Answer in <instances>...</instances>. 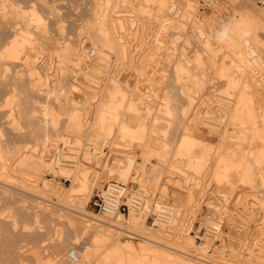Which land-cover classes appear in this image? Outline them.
Masks as SVG:
<instances>
[{"label": "rangeland", "instance_id": "rangeland-1", "mask_svg": "<svg viewBox=\"0 0 264 264\" xmlns=\"http://www.w3.org/2000/svg\"><path fill=\"white\" fill-rule=\"evenodd\" d=\"M17 1H18L17 3L19 4V7L21 4L22 8H24L23 12L25 11V8L29 9L30 7H31L30 11L28 10V12H31L33 10L34 6H36L35 8L39 11V13L37 10H35V9L34 10H35V12L38 13V15L43 14V15H41L42 17L40 16L43 19V22L41 21L42 23H35V22H40V21H35L33 19L31 21L32 17L30 15V13H28V12H27V14H26V12L24 14L30 15V16L23 15L25 17H23V16L21 17L22 14L18 15L17 8H19V7L17 4H16L17 6L16 5L13 6V9H16L15 11L13 9H11L12 7H10V8L6 7V9H4V10H3V8H0V12H3V13H0V26L3 29L2 30L0 27V30H2V32L0 31V33H1L0 34V40H2V41H0V47L4 48V46L6 44L5 41L7 40V37L10 36L9 39L11 40V38H13V36L17 33V31H19V33H20V31L25 32V30H26L28 32H25V33H28V35L31 33L30 38H33V43H29L31 46H29V44L27 43L29 46V48H28L27 44L25 43L26 48L24 46L23 47L24 49L22 48L23 50L20 51V55L18 54L19 58H17V59L18 60L20 59L22 62L21 61L19 62L17 59L14 60V58L12 59L9 57L0 58V61L2 62V63L0 62V65H1L0 66V73L3 76V77L0 76V81L3 78V80L0 82V86H2V87H0L1 88L0 89V105L2 104L1 105L2 107L0 108V113H3L0 115V146H2V147L8 146V148L11 149V151H10V149L7 148L10 151V153L14 149L13 150L14 152H12L10 154V155H12V160L7 162L8 164L11 165V166H7V168L10 170H0V175H1V171L4 173L3 176H0V182L10 183L15 188V189L12 188L11 191L9 190L10 192H6V188H7L6 185H4L3 183H0V264H36V259H41V262L43 261L42 263L46 262L44 264H72L71 260L68 258V256L73 250H75L77 252V254L80 253L82 256V253L84 254V251L87 249L88 245H91V243L95 244L92 240V236L90 235V233L89 232L87 233L85 231L86 229L81 230L83 228H81L80 225L84 224L83 222H82L83 224L81 223V220L86 219V217L83 218L82 216H85V215H82L79 213L80 212H83L84 214L86 213V215H88L87 218L89 217V215L91 217L94 216L97 219L99 218L96 215V208L93 205L92 201H94V196L96 194V190L98 188H103L106 185V182H104L105 184L103 183L102 185H98V184L94 185L91 192L88 190L86 193L89 192V199L86 201V203L84 205L82 204L83 205V209H82V207H81L82 205H79L77 202L80 199L81 194L83 193V192H80V190H79V187L81 186V180L86 177L87 173H89L92 177V175L96 174V172H99L101 174V176L103 177V179L104 178L108 179L109 175L107 173L108 171L106 170V169H108V167L106 166V169L104 171V170H102L105 167L104 165L109 164L110 166H115L117 164V163H115V160H125L124 157H121V156L116 154V152H118V150L134 152L137 150L136 148L138 147V149L141 150L140 151L141 153L143 151V149L141 147L142 145L138 146L139 144H141V143H139L141 140L139 141L140 138H138V137H137L138 138L137 140L136 139L133 140V143L131 145L129 144L131 142L127 141V145H122L121 147H117L116 144H117V142H119V138H120V135L118 132V130H119L118 124H120L119 122H117V124L115 122V124L112 126V132H111L112 134L111 133H109V134H103L102 133L103 135L99 136L100 132L93 128L94 124L92 122V118L94 117V115H96L94 113H95V111H97L96 110L98 107L97 104H100L98 102L99 101L101 102V100L103 98L104 99L106 98V96H105L106 92H107L106 90L108 89V86L111 83L110 79H112V77H115V75L117 73V75H116L117 79H119V82L121 81L123 83V88H125V89H123V90H125L124 93L125 94L128 93L127 95H129V96H126V98L128 97L130 99L131 96H133L132 99L134 100V103L137 100L139 101L137 104H134V107L137 108L136 109L137 112L134 108H133L134 110L130 111L128 106L124 105L120 109V112L122 114L121 119L126 120L128 123V126L131 127L132 129H137L139 126H140L139 128H141L142 123H144L147 125L148 131H150V128H151V130H153L154 124H155L154 121L156 120L155 117H153V116H155L157 114V110H159L157 108H158V106H160L161 102L163 101L162 98L165 95V91L170 90L169 91L170 94L173 91L171 88H172V79H173V75H174V70H173L174 69L173 68L174 67V58L182 57V58L186 59L188 56L189 57L193 56L192 58H195L196 56H200V58L202 57L201 59H203L205 57L204 60H202V62L203 61L205 62V66L207 69H204V70L207 71V74H210V73L215 74L214 72L216 70H213L215 67H213V65H211V67H209L210 64H214V62L212 61V58H214L215 56L214 57L211 56V60H210V55H212V54H210V55L208 54L209 57H207L208 55L205 53L207 51L206 48H204L201 45L204 48L202 50L201 49L202 47H200L197 43V42H199V38H198L199 32H195V31H199V29H200V28L198 29V27H200V26H198L197 24L200 25L201 23H203L201 25V28L204 26L203 27L204 30H205V28H207L206 29L207 32L209 30L208 33L206 32V30H205V32L210 35L211 40L216 41V39H218V42H217L218 44L217 43L214 44V42L211 41V43L213 42L212 45L214 44V46H213L214 50L217 48L216 53H215V51H214V53L217 54L219 51L221 52L222 49L225 52L226 47H224V48H221L222 46L219 47L222 43V40L219 39L220 38L219 36L222 33L221 27H223V25L220 21L224 22L223 19H221V18H224L223 17L224 15L228 14L227 16H229V14H232L234 8H236L238 10H239V8H242L241 5L242 4L246 5V4H244V3H246V0H237L238 3L241 2L242 4L241 3L238 4L236 1H233V0H230V1L229 0H227V1L226 0H219L220 1V3H219L220 12L223 13V16L221 13H219L221 15V17H219L218 14H213L214 16L212 15V17H210V18L207 16L203 17V15H201L202 11L205 10L206 7H210L209 6L210 4H206V3H208L209 0H188V1L182 0L183 1L182 5H180L181 4L180 0H171V2H169L170 4L167 2L169 5V6H167L168 9L165 8L168 11L165 10L163 7H161V5H160L161 2L159 0H156V1L149 0L150 2L148 0H147L148 2H146V0H136V1L135 0H131V1L126 0L125 2H128L129 4H127L125 2L123 3V0L122 1L121 0H112V2L108 0L111 3L107 2V0H36V3H35V0H31V1L25 0L26 2L24 0H20V1L17 0ZM104 1H106V2H104ZM143 1H145V2H143ZM158 1L160 2V4ZM166 1H170V0H166ZM221 1L222 2L226 1V2L222 3ZM9 2H10V0H9ZM11 2H12V0H11ZM13 2H15V0H13ZM27 2H29V4L26 6ZM136 2H137V4H136ZM174 2H175V4H174ZM24 3H25V5H24ZM33 3H34V6H32ZM43 3H45V4H43ZM157 3H158V5H157ZM178 3H180V4H178ZM49 4H50V6H49ZM145 4H146V6H145ZM231 4H233V6ZM108 5H110V7ZM120 5H122V6H120ZM130 5H131V7H130ZM174 5H175V7L173 8ZM247 5H249V4L247 3ZM258 5H259V3H258ZM15 6H16V8H15ZM114 6H116L118 9L116 7L114 8ZM125 6H128V7H125ZM230 6H232V8ZM123 7L125 9H123ZM135 7H139V8H135ZM146 7H149V9L147 8L146 10H144V8H146ZM20 8H19V10H20ZM22 8H21V10H22ZM38 8L42 9V10H39ZM112 8H113V10L116 9V10H114L115 12L112 11ZM185 9H187V10H185ZM223 9H224V12H222ZM110 10H111V12H110ZM159 10L162 12H160ZM9 11H11V13ZM42 11H43V13H40ZM107 11H108V14H107ZM120 11L122 13L124 12L125 15L120 13ZM146 11L149 14H150V12H152L153 15L152 14H150V16L147 15ZM237 11H234V12H237ZM14 12H17V14H15ZM100 12H101V14H100ZM112 12H114V13H112ZM130 12H134V14L131 13V14H133V15H131V14H129ZM163 12H166V14L164 15ZM8 13H10V14H8ZM19 13H20V11H19ZM111 13L113 15H111ZM116 13L122 14L124 16L123 17L124 19H126V15L128 16L127 19L124 20L125 25L127 24L128 26L126 25L127 27L125 26L124 29L122 28L123 30L119 29V28L118 29L120 31L118 29L117 30L120 32V34L123 35V38H121L120 40L123 39L122 40L123 43H125L126 46L129 47V49H128L129 52L130 53L133 52V54H129L128 56L129 57L131 55L135 56V58L132 56L130 57V60L131 59L133 60L132 61L133 66L131 65V61L129 62V58H128V61H124V62L122 59L119 61L117 60L118 62L115 61L116 58L114 59V57H117V52H114V51H116L114 49H113V51H112V49L109 50V52H108L109 56L107 57V61L106 60H104V61L100 60L96 56V54L94 56H91L92 58L88 57V58H90V60L87 58L88 55L86 56V54H87L86 49L90 48L88 50H92V48L94 46V45L92 47L90 46L91 41H89V39L92 40L93 42H95L96 36H94V35H95V33L98 32L95 30H94L95 31L94 32L92 27H89V26L97 25L99 27H103V26L106 27V25H107V27H108L109 22L112 20L111 18L112 17L114 18L117 15ZM142 14H144V15H142ZM3 15L7 20H5ZM17 16H20V17H17ZM215 16H216V18H214ZM143 17H145V18H143ZM165 17L166 18L168 17V18L166 19ZM200 17L202 18L201 23L199 22V21H201ZM1 18H3V19H1ZM17 18H18V20H17ZM41 18H40V20H42ZM171 18H174V19H171ZM206 18L210 19L209 23L207 22L208 20ZM213 18H214V20H213ZM217 18L221 19L218 23L216 22V21H218ZM20 19L22 20L21 23H20V21H21ZM149 19H151V20H149ZM162 19H164V20H162ZM197 20H199L198 23L196 22ZM6 21H8V22H6ZM9 21H10V23H9ZM128 21H131L133 23L128 22ZM134 21H136V22H134ZM144 21H146V23ZM194 21L196 22L197 30L195 29V26H192L195 23ZM1 22H2V24H1ZM3 22L4 23L6 22L8 25L5 23V26H4ZM106 22H108V23H106ZM171 22H172V24H170ZM213 22L215 23V25L213 24ZM89 23H90V25H89ZM97 23L98 24L101 23L102 26L98 25ZM104 23L106 25H104ZM219 23H221V24H219ZM175 24L177 26H179V25L180 26L177 27ZM182 24L184 27H187V28L185 29L182 26ZM9 25H10V27H9ZM38 25L41 28H38ZM143 25H145V27ZM167 25L170 27H168ZM174 25H175V27H174ZM132 26H134L133 29L131 28ZM211 26H215V28H217V29L220 27V29L217 30ZM6 27H8V28H6ZM19 27H20V30H19ZM25 27L26 28L28 27V28L26 29ZM159 27H161V28H159ZM167 27L169 28V30ZM192 27L194 30L192 29ZM22 28H23V30H21ZM47 28H49V29H47ZM177 28H179V29L181 28L180 29L181 31L180 30L178 31ZM7 29L10 31H8ZM39 29H41V30H39ZM42 29H44V30L42 31ZM184 29H185V31H184ZM11 30L15 31V33ZM91 30H92V32H91ZM135 30H137L138 33H140V35L139 34L137 35ZM29 31H30V33H29ZM191 31L194 33H192ZM216 31H219V32L221 31V32L219 33ZM12 33H14V34H12ZM19 33L16 35L19 36V38H20L21 35ZM42 33H44V34H42ZM211 33H212V35H211ZM215 33H217V35ZM89 34H90V36H89ZM97 34H99V33H97ZM193 34H194V36H196V35L198 36L197 37L198 41L195 40L196 37L193 38L194 37ZM117 35H118V33H117ZM186 35H187V37H186ZM214 35L216 36V38ZM48 36H49V38H48ZM91 36H93V38H95V39H92ZM180 36H181V38H180ZM42 37H43V39H42ZM37 38H38V40H36ZM125 38H126V40H125ZM140 38H141V40H140ZM186 39L188 42L186 41ZM192 39H193V41H192ZM261 39L262 40H261V43L259 44L258 48H260V46H261L260 49L262 50L264 48V45H263L264 36L263 35L261 36ZM60 40L62 43L60 42ZM84 40L87 42H85ZM190 41H191V44H190ZM202 41H203V39H202ZM200 42H201V39H200ZM2 43H3V45H1ZM35 43H36V45H35ZM201 43L204 45L203 42H201ZM41 44L43 46H41ZM61 44L63 47L61 46ZM83 45H85V46H83ZM34 46H35V48H34ZM67 46H69L68 49L69 48L71 49L70 52L68 51L69 53L67 51H65V48L67 49ZM82 46H83V48H82ZM213 47H211V48H213ZM218 47L220 48V50ZM132 49H133V51H132ZM181 49H184V50H181ZM200 49L202 50V53H201ZM260 49H259V51H260ZM204 50H206V51H204ZM59 51L60 52L64 51L65 53L67 52V55L65 54V56H64L63 55L64 52L63 53L61 52L59 54ZM151 51H153V52H151ZM196 51H197V53H194ZM223 51H222V54L219 52V54L217 55V57L215 59L217 65H220L221 59L223 60L224 56H226V54H224ZM263 51H264V49H263ZM263 51H261L260 53L263 55V57L261 56V58H262V62L264 63V60H263L264 52ZM77 52L78 53L80 52L81 55L82 54L84 55V57H83L84 60L83 59H80V60L77 59L80 55ZM110 52H111V54H110ZM185 52H187L188 54L187 53L185 54ZM198 52H199V54H198ZM115 53H116V55H115ZM27 54L32 55V56L30 55V58H29L30 61L28 60V62H26V60L29 57ZM77 54H78V56H77ZM184 54H185V56H184ZM194 54H198V55H194ZM222 55H224V56H222ZM59 56H60V58H58ZM85 57L87 58L86 60H85ZM25 58H27V59L25 60ZM45 58H46V61H45ZM125 58L126 57H124L123 59H125ZM192 58H190V59H192ZM66 59H67V61H66ZM2 60L4 62H6L5 63L6 65H4ZM96 60L98 62H100L101 65ZM206 60H208V62H211V63H208ZM230 60L231 59L228 60V58H227V60L224 59V61L226 63H228ZM59 61L61 62V64ZM95 61L97 62V63H95V65H96L95 67H97V69H92V67L89 66V64L92 65V63ZM105 61L109 62V63H106ZM7 62H8V64H7ZM11 62H14V63H11ZM125 62H127L128 64L126 63V65H124ZM204 62H203V65H204ZM103 63H105V65H102ZM117 63H119V64L122 63L126 69L124 67H121L122 64L119 66V64H117ZM31 64H34L35 66L37 65L36 68L39 69V70H37L38 76H36V77H35V75H37V74L31 75V73H30L29 68H30ZM128 65L132 66V68H129L130 66L128 67ZM100 66H102V67H100ZM205 66L203 68H205ZM98 67H99V69H98ZM212 67H213V69H212ZM262 67H264V64ZM262 67H260V68L262 69ZM209 68H211V69L209 70ZM128 69L130 71H128ZM250 69H252V70H250ZM6 70H8V71H6ZM132 70H134V71H132ZM248 70L250 72L254 71V70L255 71L250 73ZM248 70H247V73L249 72V74H252V73L255 74V72L258 71V73L256 72L257 74H255L256 75L255 77H257V78H255L254 80L256 83L259 82L260 84L251 87L249 90L251 91L252 96L255 95L258 97L257 98V97L253 96V98H256V101L258 100L256 102L254 99V104L257 107V109L259 110L257 112L260 113L259 115L262 117L264 115V101H263L264 100V90H263L264 89V83H261V82H264V79H263L264 78V70L262 69V71H261L260 69H257V68L254 70H253V68H249ZM127 71H128V73H127ZM233 71H236V73H238L239 70L237 68H235V70L233 69ZM6 72H8V73L6 74ZM259 72H260V74H259ZM21 73H23V74L21 75ZM24 73H25V75H24ZM109 73H110V75H109ZM128 74H130V75H128ZM126 75H127V77H126ZM131 75H132V78H131ZM15 76H17V77H15ZM23 76H26V78ZM88 76H89V78H88ZM118 76H119V78H118ZM17 78L19 79V82H22V81L25 82L26 87L29 85L31 86V87L30 86L27 87V89L29 88L28 89L29 95L26 92L27 96H29V97L32 96L35 99L34 100L31 97L30 98L31 103L34 104V102L37 101L33 105V108L35 107L34 109L35 110L37 109V111H38L37 112L38 115L36 116L34 122H30L28 119H24L26 117L24 115H21L18 111L19 109H18L17 105H19V103L20 104L22 103L21 97L19 96V95H21L22 91H20L21 89L18 91L19 88L17 86H19L18 85L19 83H18ZM21 78H23V79L21 80ZM4 79L8 80V82L5 81ZM159 80H162V81H159ZM164 80H165V82L163 83ZM3 81H5V82H3ZM218 81L219 80L217 79L216 82L220 84V82H218ZM15 82L17 83V85L14 84ZM35 82H37L38 85ZM124 82H125V84H124ZM7 83H9V84H7ZM28 83H29V85H28ZM133 84L135 86H133ZM120 85L122 87L121 83H120ZM168 85H169V87H168ZM15 86L17 88H15ZM9 87H10V89H9ZM13 87L16 91V94L14 92V89H12L13 91L11 90V88H13ZM149 87H150V90H149ZM166 87H168L169 89ZM146 88H147V91H146ZM253 88H254V90H253ZM153 89H154V91H153ZM163 89H165V90H163ZM166 89H168V90H166ZM211 90H214L210 94L211 99L208 97L209 93H207L208 95L206 94L207 95V98H206L205 97L206 95L204 93L202 94V92H200L201 94H199L198 97L200 98V96L203 95L204 97L202 96V98H204V100L202 99L200 102L199 98L196 97V99L198 98L197 99L198 102L205 105V107H203L205 110H206V108H209L208 106H210L209 109H212V106H214V108H216V106L218 105L216 100L219 97H221V100H224L225 102L226 101L227 102L233 101V98H236V97H234L235 94L232 92L233 90H231V89H228L229 90L228 92H230V95H232V96H230L229 93H228V95L226 94V92H227L226 87L218 89L217 91H215L216 89H211ZM219 90H220V92H219ZM252 90H253V92L254 91H256V92H254L252 94ZM8 91H10V93L12 91L11 94H13V96L15 94V96H14L15 101L13 103L12 102L13 98H12V101L10 104H12V107H15L16 109H13L10 104H9L10 107H8L9 105L7 104V99L13 97L10 93H7ZM151 91H153V92H151ZM224 91H225V93H224ZM19 92H21V93H19ZM131 93H132V95H131ZM142 93L144 94V97H145L144 101L147 105L143 104V101L141 100V99H143ZM24 94L22 93L21 96H24ZM5 95H7V96H5ZM103 95H104V97H103ZM56 97L59 98L60 100L62 99V101L64 100V98H67V97H69V99L72 98L71 100L74 99V100L78 101L77 103H75V102H72L70 100L68 101V98H67L68 103L70 102L71 105L73 103H74V105L80 103L78 105H75L76 109L77 108L78 109L83 108L82 109L83 112L79 111L80 109L78 110L80 113H84L82 115H86L87 112H90L87 114V115H89V117L87 115L84 116V118L86 120L83 119L85 121H82V123H80L81 124L80 127H78V128H77V126L75 127L73 125H72L73 127L69 126L67 121H66V114H67L68 110L66 112H63V110L69 108L71 105H67V107L63 106L64 108L62 107L63 108L62 109L61 107H59L60 106L59 104L57 105L56 103H54V100H55V102L57 101ZM260 97H262V99H260ZM208 98L210 100L213 99L212 102L210 100H209V102H207L208 100L206 101V99H208ZM17 99H18V101H16ZM32 99L34 100V102H32ZM67 101H66V104H67ZM260 101H261V104L259 103ZM203 102H205L207 105L209 103L210 104L207 106ZM212 103H214V104H212ZM15 104H16V106H14ZM47 104L53 106L55 111L59 112V114H60L59 115V121L55 125L44 122L45 121L44 120L45 115L43 113L42 108L44 105H47ZM204 105H202V106H204ZM3 106L8 107V108H4ZM147 106L152 107V108L150 107V109H149L150 111L153 110L152 111L153 113L149 111V113H151V115L146 114V112L148 113V111H147V109L145 110L144 108H146ZM75 107L73 106L72 108L75 109ZM259 107H261V108L259 109ZM31 109H32V106H31ZM14 111H16V112H14ZM6 112H8V114ZM13 112H14V114H13ZM5 113L7 116L4 115ZM10 113H12V114H10ZM158 113L159 114H157V116L158 115L161 116L162 112L158 111ZM221 113L224 114L225 112H221ZM19 114L21 116H19ZM2 115H3V117H2L3 119L1 118ZM11 115H13L12 118L14 117L13 118L14 120H12L10 117H8ZM148 115H149V117H148ZM5 116H6V118H4ZM16 116L19 118H17ZM144 116H146V117L144 118ZM7 117L9 118L8 119L9 122H8V120H6ZM162 117H163V115H162ZM261 117H259V121L262 119ZM153 118H154V120H152ZM15 119L18 120L17 122H18V125H20L19 127L16 124L17 122H15L16 121ZM40 119H42L43 122ZM141 119H143L144 121L142 120L140 122ZM19 121L21 123H19ZM222 121H224V124L222 123L224 125L223 128H226L229 124L227 122H225V120H222ZM40 122L44 123V125H42V123L40 124ZM157 122H159V120H157L156 123ZM262 122H263L262 120L259 122V124H260L259 127L261 126V124H263L262 127H264V123H262ZM10 123H12V124H10ZM13 124H14L15 128H13L14 126L12 127ZM39 124H40L41 128L38 127ZM113 127H115V128H113ZM262 127H260L261 129L260 128L257 129V132H258V130H262ZM38 128H40V129H38ZM232 128L233 127L232 126L230 127V125H229V127H227L226 130L228 132L227 131L225 132L226 134L228 133L227 136L225 135V133H221L222 134L221 135L219 133H216V131H214V135H211V134L209 135L208 132L205 133L206 131H204V132L198 134L197 136L200 138V140L202 138L203 142L205 141L208 143V141H209V143H208L209 146L211 145V143H214L211 145L213 147L214 146L216 147L217 145H219V143H221V140H224L226 138L224 141H226L227 143L231 144L233 142V144H231V146L233 148H236L239 150L240 149L244 150L245 146H247L246 147L247 151L251 147L248 142L251 141V144H253V146L254 145L257 146V147L254 146V149L256 148L255 151L252 148L253 146L250 148V149H252L253 152H256L255 154H249V156L251 155L250 157L253 160L254 155H256L257 152H259L258 147L262 146V144L264 145V141L262 139V138H264V132L262 133L263 134V137H261L262 140L260 138H258L260 136L259 134H261V132L263 130L261 132H258L259 134H257V132H256V134L259 135V136L256 135V137L258 138V139H256L257 140L256 143L257 144H259L260 142L262 143V144L260 143L259 145H257V144H254V142H252V140H247L248 141L247 142L244 140H239L237 137H234L236 134H234L235 133L233 131L234 128L233 129ZM13 130H15V131H13ZM223 136H225L224 139H222ZM169 138H170V140H169ZM255 138H253V139L255 140ZM167 139L169 141H171V140L173 141V139H174V141H173L174 143L171 141V143H172L171 145H170L169 141L167 140V142L169 143L168 147L171 148V151L174 150L173 148L176 147V143L178 141V136H176V135L172 136L171 135L170 137H167ZM251 139H252V137H251ZM227 140H230V141L228 142ZM147 141H148V138H147ZM217 141H218V144H217ZM45 142H47V144H48V149L46 150L45 159H46L47 163L52 164V167H50V168L44 167L42 170L39 171V170H36L34 165L26 164L25 166H20V167L15 166L18 163V161L21 160V158H22V157H20L22 151L23 152H25V151L34 152L35 153L34 156H36V159H37L38 156L42 153L43 145ZM234 142H236V144ZM244 142H245V144H244ZM215 143H216V145H215ZM239 143L241 145H239ZM133 145H136V146H133ZM153 145L156 146V144H153L152 142H150V143H148L147 148H145L146 151L150 150V151H148V153L150 152V154L146 153V151H144L145 152L143 154L144 156L141 153L136 154L137 158L135 159V161H136L135 166L138 169H139V167L141 168L142 166H145L146 164H147L146 166L148 168H149V166L154 167V165L158 162L157 156L156 157L154 156L155 146H153ZM238 145L240 147L242 146V148H239ZM131 147L135 148V149L133 150ZM58 148L59 149L64 148L66 155H68V157L64 156V158L68 161V163L67 162L63 163V164L55 163L52 156H53V151L58 149ZM1 154L3 155L4 152H2ZM69 156H71V157H69ZM212 156L210 155V158L209 157L206 158V161L209 159L208 162H206V163H205V161L203 162L204 163L203 165H205L203 167L204 171L202 169L201 173L198 174V176H197L198 180L201 179L200 180L201 182L198 185L193 184L194 179H195L193 176H196L194 171H196V170L193 171L192 168L190 169L189 166L188 167L183 166L184 164H181V163L176 164L177 160H175V159H177V158L175 157L174 153H173V158L175 157L174 160L172 158V153L169 154L168 160L167 161L165 160V162H167L168 165H164L162 163L163 165L158 166V167H160V168H158V170H146L145 174L146 175L148 174L151 178L148 175L142 176V174H140L139 171L133 169L131 171H128V178L125 180L120 179V177H118V174L110 175L109 180L114 179L118 183H123V184L124 183H126V184L137 183L141 194H144V193L147 194L146 197L148 198V200H150V202L156 203V202L160 201L163 204L169 203L174 208L173 212H175L174 214L176 216L174 217V220L173 219L171 220L172 223L168 222L169 226L166 224L165 232L172 234L173 236L176 235L175 237H179V239L178 238L177 239L179 241H181V243H183L184 245L185 244L188 245V246L186 245L188 250L184 249V251H188L187 256L189 258L191 257V259H192V261H194V263L200 264L199 262L201 261V259L203 257V259H205L207 261L209 260L208 261L209 263H207V261H206V264H211V263L212 264H257V259H258V257H260V254H261L260 253L261 252L260 244L261 243L264 244V229L263 228L261 230L258 229L261 227L262 222L264 220L263 211H262L263 214L261 213L263 217L260 214L261 209L264 208V204H263L264 202H262L264 200V185H262L260 183V178H259V176H260L259 172L264 171V167H263V170H260V171H259L260 168L255 169L256 171L254 170V176L253 177H255V178L252 182L250 181L251 183L244 182V181L240 180V173H241L240 170H232L233 173L230 172L231 174H230V178H229V179H231L230 180L231 182L228 181L227 184H225L226 182L225 183L221 182L222 184L221 183L219 184L218 182H216V180H215L216 178L213 175V173H214L213 167L215 164V159ZM148 157H150V158H148ZM148 159H149V161H148ZM33 160H35V159H33ZM113 160H114V163L112 162ZM129 162L130 161L127 159L126 163H129ZM142 163H145V165H142ZM262 163H264V161H262ZM54 164H58L59 167H62V168L53 169ZM175 164L177 166H175ZM177 167L179 169H177ZM180 169H181V171H180ZM182 169H184L186 172L183 171ZM162 170H164L163 173H162ZM160 171H161L162 175H161ZM169 171L170 172L172 171L171 172L172 174ZM157 173H159V175ZM182 173H183V175H182ZM178 174L180 177L177 176ZM231 175H234V178ZM15 176H16L17 180L14 178ZM139 176H141L142 181L140 180L141 178ZM186 176H188V177H186ZM158 178H159V180H156ZM168 178L172 182L169 181ZM183 178L188 179L187 180L188 182H186L185 179H183ZM178 179H179V181L177 182ZM32 180H36L38 183L37 184L38 190H36L34 192L35 194L31 195L29 193H25V192L21 191V190H23V188L25 189L24 186L29 185V183ZM195 180H197V179H195ZM217 183L219 184L218 191H215V190H217L216 189L217 185H218ZM231 183L234 184L235 187L233 185H231ZM260 184H261V186H260ZM228 185H230L231 189H229ZM151 186H153V187H151ZM162 186H163V188H162ZM214 187H215V189H214ZM224 187H226V188H224ZM227 187H228V189H227ZM49 188H50V190H49ZM164 188H166L167 190H164ZM190 189L192 191L191 193H190ZM211 190H213V191H211ZM221 190H222V192L224 190V192L226 191L227 194H229V196L227 195L228 198L230 197L231 194L233 195L234 193H235L234 195H236V196L233 197L231 195L232 197H231V199L229 198L230 200L228 199V201H229V203H228V201L225 197L219 196L217 194V193H220ZM232 190H233V192H232ZM2 191H5V192H2ZM165 191L168 193H166ZM230 192H232V193H230ZM86 193H84V194H86ZM192 193H193V199H192V202H189V200H190L189 195H192ZM213 193L215 196H212ZM210 194H212V195L210 196ZM238 195H240V196H238ZM36 196L38 198H36ZM166 199H167V201H166ZM225 199H226V201H225ZM251 199L253 200V203H255V205L254 204L252 205V203L250 202ZM261 199H262V201H261ZM240 201H241V203H240ZM244 201H246L247 203H244ZM249 202L251 203V205ZM206 204L211 208V210H210V208L205 210L204 207ZM242 204L243 205L245 204V207H243ZM246 205L248 206V210L247 209L245 210ZM253 206H256V207L253 208ZM251 208H253V209L250 210ZM255 208L256 209L258 208V209L256 210ZM218 210H220V211H218ZM243 210H245V211H243ZM253 210H255V211H253ZM151 211L152 210L149 209L148 214L132 213L131 216L128 218L129 222L127 221V223H124V224H126V225L131 224L130 226H134V227L136 226L137 229H140L141 227H139V226L142 225L144 227H147L148 229L150 228L154 233L155 232L158 233L159 227L155 223H156V219H158V217L160 218L161 216H159V213H157V215L149 214V212H151ZM207 211L208 212H210V211L215 212L214 215L216 216V218L218 217L217 219H219V220L221 219L223 221L221 223V228H224L225 231L227 230V232H228V230H230L229 229L230 226L236 225L235 226L236 229L234 228V230H236V232L229 234L231 236L225 234L226 236H224V238H222L223 240H221L219 237L217 239V237L210 236L212 234V231H215L214 229H212L211 226H210L211 229L209 228V226L205 227L204 233H207V235L210 237V239H209V237L207 236L208 237L207 240L208 241L210 240L209 242H210L211 246L208 249H206L207 253L205 252V254H203L204 252L200 251V249L197 250L196 248L194 249L192 247L191 240H192V237H194L193 239H194V245L195 246H197V245L200 246V245L205 243L203 237L196 239L200 235L197 234L196 230H195L196 229V222H197L195 218H197V216L199 214L203 215L204 212H207ZM246 211H248V212H246ZM249 211H253V212L249 213ZM33 213L34 214L36 213V215H34ZM246 213L247 214L249 213V214L247 215ZM256 213L258 215L254 216L253 214H256ZM140 215L143 218H140L141 217ZM245 215L248 217H246ZM230 218H232V219L230 220ZM260 218H261V220L263 218V220L261 221ZM12 220H15L17 222L18 225L16 226V228H13ZM122 220H124L123 217H122ZM254 220H256V221H254ZM133 223H135V224L133 225ZM178 224H180V225H178ZM24 225L29 226V230L22 229ZM101 227H103V226H101ZM206 228H208V229H206ZM169 231H171V232H169ZM85 232L87 234H85ZM194 232L196 233L197 236L194 235ZM80 234H82V235H80ZM76 236H77L78 240L75 239ZM235 237L238 239H236ZM89 239H91V240H89ZM186 239L189 240L191 244H189V242L186 241ZM212 239H213V242H212ZM255 239H256L257 243L255 242ZM139 241H142V240L141 239H134L135 243H137ZM258 241H260L259 242L260 244H258ZM229 242H231V243H229ZM256 244L259 246H257ZM96 245L97 244L92 245L91 246L92 248L90 246L89 247L93 250V248L95 249V247H93V246H96ZM102 245L101 246L99 245L100 247L98 246L99 247L98 251L100 249L99 253L101 252L100 254L102 256L96 254L97 250L94 252L97 255L96 256L97 257L96 260H98L97 263L99 261H100V263H101V261L104 262V260H105V259L102 260L101 257H103L102 251L105 249L103 247H106V246H104L106 244H102ZM83 248H85V250ZM101 248H102V250H101ZM96 249H97V246H96ZM259 250H260V252H259ZM252 253H254V254H252ZM217 258H219V260H217ZM84 259L85 258L82 257L81 263L82 264H88V262ZM221 260H224V261H221ZM225 260H226V263H225ZM103 262H102V264L105 263V262L104 263ZM220 262H222V263H220ZM201 263H203V261H201ZM109 264H112V263H109Z\"/></svg>", "mask_w": 264, "mask_h": 264}, {"label": "bare ground", "instance_id": "bare-ground-1", "mask_svg": "<svg viewBox=\"0 0 264 264\" xmlns=\"http://www.w3.org/2000/svg\"><path fill=\"white\" fill-rule=\"evenodd\" d=\"M20 1V0H19ZM25 1V0H24ZM31 1V0H30ZM109 1H111L112 2V0H109ZM108 0H107V2H109ZM122 1V0H121ZM126 0H123V3L125 2ZM131 1V0H130ZM136 1V0H135ZM149 1V0H148ZM147 0H146V2H148ZM153 1V0H152ZM154 1H156V0H154ZM161 2V4H160V2ZM158 2H159V4L161 5V7H163L164 9L165 8H167V6H169L168 5V3L169 2H171V0L170 1H166V0H159ZM181 1V4L180 3H178V4H180V5H182L183 3V1L182 0H180ZM188 1V0H187ZM227 1V0H226ZM225 1V2H226ZM230 1V0H229ZM233 1H236L237 3H238V1L237 0H233ZM232 1V2H233ZM18 1L17 0H15V2H13V0H12V2H11V0H10V2H9V0H0V8H3V10L4 9H6V7H12L11 9H13V6L14 5H18V7H19V4L17 3ZM26 2V1H25ZM104 2H106V1H104ZM111 2H109V3H111ZM118 2V1H117ZM143 2H145V1H143ZM150 2V1H149ZM168 2V3H167ZM173 2V1H172ZM190 2V1H189ZM222 2V1H221ZM224 2V1H223ZM222 2V3H223ZM224 2V3H225ZM231 2V3H232ZM35 3H36V0H35ZM125 3H127V4H129L128 2H125ZM131 3V2H130ZM177 3V2H176ZM219 3H220V1L219 0H209L208 1V3H206V4H210L209 6L210 7H206V9L205 10H203L202 11V13H201V15H203V17H212V15L213 14H218V16L219 17H221V15L219 14V13H221L220 12V6H219ZM235 3V2H234ZM239 3H241V2H239ZM238 3V4H239ZM244 3V2H243ZM247 3L250 5H247ZM251 3V4H250ZM258 3H259V5H258ZM29 4V2H27V4H26V6ZM43 4H45V3H43ZM105 4V3H104ZM108 4V3H107ZM119 4V3H118ZM122 4V3H121ZM135 4V3H134ZM136 4H137V2H136ZM148 4V3H147ZM170 4V3H169ZM174 4H175V2H174ZM227 4V3H226ZM230 4V3H229ZM242 4V3H241ZM244 4H246V5H241V7L242 8H239V10L238 9H236V8H234V10H233V13L232 14H229V16H227V15H224L223 16V13H221L222 14V16L224 17V18H221V19H223V21L224 22H222V21H220L221 19H219V18H217V20L218 21H216L217 23L220 21L221 23H222V25H223V27H221L222 28V33L220 34V38L219 39H221L222 40V43H221V45L219 46V47H221V48H224V47H226V50H225V52L223 51V49H222V51L224 52V54H226V56H224V55H222V56H224V59L225 60H227V58H228V60L229 59H231L228 63H226L225 61H224V59L222 60L221 59V64L220 65H217V63H216V57H217V55L219 54V52L217 53V54H215L216 53V49L214 50V44L215 43H217L218 42V39H216V41L214 40H211L210 39V35L209 34H207L208 32H209V30H208V32H207V28H205V30H206V32H205V30L203 29V27L201 28V25L203 24V23H201L202 22V18H201V21H199V20H197L196 22L198 23V21L201 23L200 25L199 24H197L198 26H200V27H198V29H199V31H195V32H199V37L196 35V36H194V34H193V38H199V42H200V39H201V42H203L204 43V45L201 43H199V42H197L198 43V45L200 46V47H204V48H206V50H204V51H206L205 53L208 55H210V54H212V55H210V60H211V56H215L214 58H212V61L214 62V64H210V66L209 67H211V65H213V67H215L214 69H213V67H212V69L213 70H216L214 73L215 74H207V71L206 70H204V69H207L206 68V66H205V62H204V65H203V62H202V60H204V58L203 59H201L200 58V56H194L195 58H192V57H185L186 59H184V58H182V57H177V58H174V75H173V79H172V93L170 94V90H168L169 88V85H168V87H166V88H168V89H166V90H168V91H165V95H164V97L162 98V102H161V104H160V106H158V108L157 109H159V110H157V114H159L158 113V111L159 112H162L161 113V116L160 115H158L157 116V114L155 115V116H153V117H155V124H154V129L153 130H151V128H150V131H148V129H147V125L146 124H144V123H142V127L141 128H137V129H132L131 127H129L128 126V123H127V121L126 120H124V119H121V112H120V109L124 106V105H127L128 106V108H129V110L130 111H132V110H136L137 108H135L134 107V104H137L139 101L137 100V101H135V103H134V100L132 99V97L133 96H131V98L129 99L128 97L126 98V96H129V95H127V94H125L124 92H125V90H123V89H125V88H123V83L120 81L119 82V79H117V77H116V75H117V73H116V75H115V77H112V79H110V81H111V83H110V85L108 86V89L106 90L107 92H106V98L104 99H102L101 100V102L99 101L98 103H100V104H97L98 105V107H97V111H95V113L94 114H96V115H94V117L92 118V122H93V124H94V129H96L97 131H99L100 132V134H99V136H101V135H103V134H109V133H111L112 132V126L115 124V122H116V124H117V122H119L120 124H118L119 125V130H118V132H119V135H120V138H119V142H117V147H121L122 145H127V141L128 142H131V143H129L130 145L133 143V140L134 139H138V138H140L139 139V143H141V144H139L138 146H140V145H142L141 147H142V149H143V151H142V153L140 152L141 150L140 149H138V147L136 148L137 150L136 151H134V152H132V151H122V150H118V152H116V154L117 155H119V156H121V157H124L125 158V160H115V163H117L115 166H110L109 164H105L104 166V168L102 169V170H104L105 171V169H106V166L108 167V169H106L107 171V173H108V179L107 178H104L103 179V177L101 176V174L99 173V172H96V174H94V175H92V177H91V175L89 174V173H87V175H86V177L84 178V179H82L81 180V186L79 187V190H80V192H83L82 194H81V197H80V199L77 201L78 202V204L79 205H84L85 203H86V201L89 199V192L88 193H86L88 190L91 192L92 191V188L94 187V185H102L104 182H108V180H109V177H110V175H116V174H118V177H120V179H123V180H125V179H127L128 178V171H131V170H133V169H135V170H137V171H139V173L140 174H142V176H145L146 174V170H158V168H160V167H158L159 165H168V163L167 162H165V160L167 161L168 160V156H169V154L170 153H172V158H173V153H174V155H175V157L177 158V159H175V157L173 158V160L175 159V160H177V162H176V164L177 163H181V164H184L183 166H189L190 167V169L192 168L193 169V171L194 170H196V171H194L195 172V175L196 176H193L195 179H197V180H195L194 179V183L193 184H199L201 181V177L199 178L200 180H198V174H200L201 173V170L203 169V167L205 166V165H203L204 163V161H205V163L206 162H208L209 161V159L206 161V158H210V155L215 159V164H214V173H213V175H214V177L216 178L215 180H216V182H218L219 184L221 183V182H226L225 184H227V182L229 181V182H231L230 180L231 179H229L230 178V174L231 173H233V171L232 170H240V180H242V181H244V182H248V183H251L253 180H254V178L255 177H253L254 176V170L255 169H257V168H260L259 169V171L260 170H263V167H264V163H262V161H264V145L262 144V146H260V147H258L259 148V152H257V154L256 155H254V158H253V160L251 159V155L249 156V154H255L256 152H253L252 151V149H250L252 146H253V144H251V141H247V140H252V142H254V144H257L256 142H257V140L256 139H258V138H260L261 139V137H263V132H264V127H262L263 126V124H261V126L260 127H262V130H258V132H261V134H259L258 132H257V129H259L260 127H259V122L262 120L263 122L262 123H264V115L261 117L259 114L260 113H258L257 111H259L258 109H257V107L255 106V104H254V99H255V101H256V98H253V96L254 97H257V96H255V95H251V91L249 90L251 87H253V86H256V85H259L260 83L259 82H255V78H257V77H255L256 75L255 74H257L258 73V71H256L255 72V74H249V68H253V70L254 69H260L261 71H262V69L264 70V67H262L263 66V62H262V58H261V56L263 57V55L260 53L261 51H263V49L261 50L260 48H261V46H260V48H258V46H259V44L261 43V36L263 35L264 36V0H246V3H244ZM16 5V6H17ZM24 5H25V3H24ZM48 5V4H47ZM123 5V4H122ZM122 5H120V6H122ZM126 5V4H125ZM141 5V4H140ZM157 5H158V3H157ZM159 5V6H160ZM172 5V4H171ZM179 5V6H180ZM190 5V4H189ZM194 5V4H193ZM232 6H233V4H231ZM16 6H15V8H16ZM32 6H34V3L32 4ZM49 6H50V4H49ZM109 7H110V5H108ZM145 6H146V4H145ZM188 6V5H187ZM227 6V5H226ZM232 6H230L231 8H232ZM239 6V5H238ZM20 7L22 8V6H21V4H20ZM19 7V8H20ZM36 6H34V8H33V10L31 11V12H28V10L30 11V8L29 9H27V8H25V11L23 12V9L24 8H22V10H21V8H20V10H19V8H17V11H18V15H20V14H22L21 15V17L23 16V15H26L27 14V12L28 13H30V15H31V21H32V19L33 20H35V21H40V22H35V23H42L43 22V19L41 18L42 16L41 15H43V14H39L38 15V13H39V11L35 8ZM106 7V6H105ZM116 6H114V8H115ZM125 7H128V6H125ZM130 7H131V5H130ZM144 7V6H143ZM160 7V8H161ZM175 7V5L173 6V8ZM186 7V6H185ZM117 8V7H116ZM135 8H139V7H135ZM141 8V7H140ZM149 9V7H146V8H144V10H146V9ZM159 8V7H158ZM162 8V9H163ZM194 8V7H193ZM203 8V7H202ZM210 8V9H209ZM27 9V10H26ZM37 10L38 11V13L37 12H35V10ZM39 9V8H38ZM118 9V8H117ZM122 9V8H121ZM123 9H125L124 7H123ZM163 9V10H164ZM168 9V8H167ZM167 9H165V10H167ZM171 9V8H170ZM14 11L16 10V9H13ZM39 10H42V9H39ZM102 10V9H101ZM114 10H116V9H114ZM113 10V8H112V11H114ZM141 10V9H140ZM153 10V9H152ZM151 10V11H152ZM185 10H187V9H185ZM192 10V9H191ZM238 10V11H237ZM19 11H20V13H19ZM122 11V10H121ZM120 11V13H122ZM131 11V10H130ZM136 11V10H135ZM157 11V10H156ZM160 11V10H159ZM168 11V10H167ZM181 11V10H180ZM230 11V10H229ZM234 11H237V12H234ZM10 13H11V11H9ZM26 12V14H24ZM110 12H111V10H110ZM115 12V11H114ZM114 12H112V13H114ZM126 12V11H125ZM137 12V11H136ZM150 12V11H149ZM158 12V11H157ZM160 12H162V11H160ZM159 12V13H160ZM222 12H224V9H223V11ZM226 12V11H225ZM0 13H3V12H0ZM5 13V12H4ZM10 13H8V14H10ZM15 14H17V12H14ZM40 13H43V11L42 12H40ZM111 13V15H113ZM120 13H116L117 15L113 18L112 16V20L109 22V24H108V27H107V25L104 23V25H106V27H99V26H97V25H93V26H89V27H92V29H93V31L95 30V31H98L97 33H99V34H97V33H95V35L94 36H96L95 38H96V41L95 42H93L92 40H90L89 39V41H91V43H90V46L92 47L93 45V48H92V50H88V49H90V48H88V49H86L87 50V54H86V56H87V58L88 57H91L92 55V51H93V53H94V55L96 54V56L100 59V60H102V61H104V60H106L107 61V57L109 56V50H111L112 49V51H113V49L114 50H116V51H114V52H117V57H114V59L116 58V60L115 61H119V60H123V62L124 61H128V58H129V62L131 61V65L133 66V63H132V59L130 60V57L132 56V57H134L135 58V56L134 55H131L130 57L128 56L129 54H133V52H129V47L128 46H126V44L125 43H123V39L122 40H120L121 38H123V35L122 34H120V30L119 29H124L125 28V26L127 25H125V21L124 20H126L127 19V15H126V19H124L123 17V15L122 14H124V12L122 13V14H120ZM128 13V12H127ZM131 13H133L134 14V12H130L129 14H131ZM144 13V12H143ZM193 13V12H192ZM191 13V14H192ZM200 13V12H199ZM229 13V12H228ZM13 14V13H12ZM51 14V13H50ZM93 14V13H92ZM100 14H101V12H100ZM107 14H108V11H107ZM119 14V15H118ZM133 14H131V15H133ZM146 14L147 15H149L150 16V14H152V12H150V14L146 11ZM161 14V13H160ZM163 14L165 15L166 14V12H163ZM184 14V13H183ZM30 15H26V16H30ZM125 15V14H124ZM136 15V14H135ZM141 15V14H140ZM139 15V16H140ZM142 15H144V14H142ZM153 15V14H152ZM157 15V14H156ZM179 15V14H178ZM41 16V17H40ZM93 16V15H92ZM96 16V15H95ZM102 16V15H101ZM107 16V15H106ZM161 16V15H160ZM171 16V15H170ZM185 16V15H184ZM200 16V15H199ZM214 16V15H213ZM217 16V15H216ZM216 16L214 17V18H216ZM3 17H4V15H3ZM12 17V16H11ZM17 17H20V16H17ZM23 17H25V16H23ZM44 17V16H43ZM103 17V16H102ZM142 17V16H141ZM156 17V16H155ZM164 17V16H163ZM192 17V16H191ZM5 18V17H4ZM10 18V17H9ZM40 18L42 19V20H40ZM130 18V17H129ZM143 18H145V17H143ZM162 18V17H161ZM166 18V17H165ZM168 18V17H167ZM166 18V19H167ZM175 18V17H174ZM174 18H171V19H174ZM214 18H213V20H214ZM1 19H3V18H1ZM133 19V18H132ZM135 19V18H134ZM138 19V18H137ZM159 19V18H158ZM157 19V20H158ZM170 19V20H171ZM208 21V23H209V20L210 19H208V18H206ZM5 20H7L6 18H5ZM15 20V19H14ZM17 20H18V18H17ZM21 20V19H20ZM24 20V19H23ZM29 20V19H28ZM97 20V19H96ZM99 20V19H98ZM130 20V19H129ZM143 20V19H142ZM149 20H151V19H149ZM155 20V19H154ZM162 20H164V19H162ZM204 20V19H203ZM216 20V19H215ZM30 21V22H31ZM42 21V22H41ZM94 21V20H93ZM138 21V20H137ZM177 21V20H176ZM205 21V20H204ZM6 22H8V21H6ZM5 22V23H6ZM22 22V20L20 21V23ZM45 22V21H44ZM47 22V21H46ZM103 22V21H102ZM127 22V21H126ZM128 22H131V21H128ZM134 22H136V21H134ZM139 22V21H138ZM145 23H146V21H144ZM173 22V21H172ZM172 22L170 23V24H172ZM195 22V21H194ZM196 22L192 25V26H195V29L197 30V28H196ZM206 22V23H207ZM211 22V21H210ZM4 23V22H3ZM5 23H4V26H5ZM9 23H10V21H9ZM19 23V22H18ZM25 23V22H24ZM94 23V22H93ZM106 23H108V22H106ZM131 23H133V22H131ZM158 23V22H157ZM165 23V22H164ZM205 23V24H206ZM207 23V24H208ZM221 23H219V24H221ZM1 24H2V22H1ZM7 24V23H6ZM16 24V23H15ZM32 24V23H31ZM98 24V23H97ZM168 24V23H167ZM213 24L215 25V23L213 22ZM8 25V24H7ZM11 25V24H10ZM10 25H9V27H10ZM13 25V24H12ZM18 25V24H17ZM33 25V24H32ZM31 25V26H32ZM48 25V24H47ZM89 25H90V23H89ZM98 25H101L102 26V24L100 23V24H98ZM133 25V24H132ZM176 25V24H175ZM175 25H174V27H175ZM211 25V24H210ZM209 25V26H210ZM218 25V24H217ZM216 25V26H217ZM3 26V27H4ZM26 26V25H25ZM128 26V25H127ZM126 26V27H127ZM138 26V25H137ZM142 26V25H141ZM144 27H145V25H143ZM147 26V25H146ZM168 26V25H167ZM173 26V25H172ZM177 26V25H176ZM180 26V25H179ZM179 26H177V27H179ZM182 26H183V24H182ZM1 27V26H0ZM47 27V26H46ZM133 27L134 26H132L131 28L133 29ZM168 27H170V26H168ZM167 27V28H168ZM184 27V26H183ZM211 27H213L214 29H217V28H215V26H211ZM218 27V26H217ZM6 28H8V27H6ZM24 28V27H23ZM23 28L21 29V30H23ZM26 28V27H25ZM28 28V27H27ZM26 28V29H27ZM30 28V27H29ZM37 28V27H36ZM38 28H41L39 25H38ZM119 28V29H118ZM159 28H161V27H159ZM173 28V27H172ZM182 28V27H181ZM180 28V29H181ZM185 29L187 28V27H184ZM210 28V27H209ZM1 29H2V27H1ZM47 29H49V28H47ZM91 29V28H90ZM119 31H118V30ZM122 29V30H123ZM142 29V28H141ZM178 29V31L180 30L179 28H177ZM185 29H184V31H185ZM192 29H193V27H192ZM218 29H220V27L218 28ZM217 29V30H218ZM3 30V29H2ZM2 30H0L1 32H2ZM8 30V29H7ZM19 30H20V27H19ZM30 30V29H29ZM39 30H41V29H39ZM44 29H42V31H43ZM46 30V29H45ZM117 30V31H116ZM168 30H169V28H168ZM171 30V29H170ZM175 30V29H174ZM194 30V29H193ZM5 31V30H4ZM8 31H10V30H8ZM11 31H13V30H11ZM35 31V30H34ZM47 31V30H46ZM45 31V32H46ZM94 31V32H95ZM136 31V34L138 35H140V33H138V31L137 30H135ZM143 31V30H142ZM181 31V30H180ZM183 31V30H182ZM183 31V32H184ZM211 31V30H210ZM220 31V32H221ZM14 33H15V31H13ZM22 31H20V33H19V31H17V33L16 34H20L21 36H20V38H19V36H17L16 34L13 36V38H11V40L9 39L10 38V36H8L7 37V42L5 41V46H4V48H2V47H0L1 49V51H0V58H2V57H9V58H14V60L15 59H17V58H19L18 56L20 55V51H22L24 48V46H25V48H26V45H25V43L27 44H29V43H33V38H30L31 37V33H30V31H29V35H28V33H25V32H28V31H26L25 30V32L23 31L22 33L24 34H22L21 33ZM36 32V31H35ZM49 32V31H48ZM91 32H92V30H91ZM93 32V33H94ZM122 32V31H121ZM166 32V31H165ZM192 32V31H191ZM212 32V31H211ZM216 32H219V31H216ZM219 32V33H220ZM14 33H12V34H14ZM39 33V32H38ZM117 33H118V35H117ZM174 33V32H173ZM185 33V32H184ZM192 33H194V32H192ZM218 33V34H219ZM1 34V33H0ZM34 34V33H33ZM42 34H44V33H42ZM47 34V33H46ZM124 34V33H123ZM135 34V33H134ZM180 34V33H179ZM190 34V33H189ZM197 34V33H196ZM216 35H217V33H215ZM3 35V34H2ZM6 35V34H5ZM41 35V34H40ZM155 35V34H154ZM163 35V34H162ZM184 35V34H183ZM211 35H212V33H211ZM33 36V35H32ZM36 36V35H35ZM39 36V35H38ZM89 36H90V34H89ZM131 36V35H130ZM135 36V35H134ZM156 36V35H155ZM201 36V37H200ZM215 36V35H214ZM12 37V36H11ZM92 37V39H95V38H93V36H91ZM132 37V36H131ZM139 37V36H138ZM137 37V38H138ZM161 37V36H160ZM178 37V36H177ZM186 37H187V35H186ZM36 38V37H35ZM45 38V37H44ZM47 38V37H46ZM48 38H49V36H48ZM58 38V37H57ZM128 38V37H127ZM144 38V37H143ZM158 38V37H157ZM156 38V39H157ZM180 38H181V36H180ZM195 38V40H197L198 41V38L196 39ZM213 38V37H212ZM215 38H216V36H215ZM2 39V38H1ZM40 39V38H39ZM42 39H43V37H42ZM129 39V38H128ZM202 39H203V41H202ZM10 40V41H9ZM36 40H38V38L36 39ZM47 40V39H46ZM52 40V39H51ZM50 40V41H51ZM125 40H126V38H125ZM135 40V39H134ZM140 40H141V38H140ZM183 40V39H182ZM0 41H2V40H0ZM9 41V42H8ZM42 41V40H41ZM85 41V40H84ZM122 41V42H121ZM128 41V40H127ZM126 41V42H127ZM186 41H187V39H186ZM192 41H193V39H192ZM211 41H213L214 42V44L212 45V43H211ZM39 42V41H38ZM60 42H61V40H60ZM85 42H87V41H85ZM130 42V41H129ZM138 42V41H137ZM175 42V41H174ZM188 42V41H187ZM186 42V43H187ZM4 43V42H3ZM3 43L1 44V45H3ZM48 43V42H47ZM62 43V42H61ZM28 44H27V46H28ZM64 44V43H63ZM84 44V43H83ZM86 44V43H85ZM129 44V43H128ZM190 44H191V41H190ZM218 44V43H217ZM220 44V43H219ZM35 45H36V43H35ZM40 45V44H39ZM139 45V44H138ZM202 45V46H201ZM212 45V46H211ZM263 45H264V43H263ZM262 45V46H263ZM29 46H31L30 44H29ZM29 46H28V48H29ZM38 46V45H37ZM41 46H43L42 44H41ZM45 46V45H44ZM61 46H62V44H61ZM65 46V45H64ZM70 46V45H69ZM69 46H67V49L65 48V51H71V49L69 48L68 49V47ZM83 46H85V45H83ZM83 46H82V48H83ZM63 47V46H62ZM128 47V48H127ZM201 48L202 50L204 49V48ZM211 47H213V48H211ZM218 47V48H219ZM23 48V49H22ZM34 48H35V46H34ZM78 48V47H77ZM116 48V49H115ZM135 48V47H134ZM155 48V47H154ZM63 49V48H62ZM151 49V48H150ZM200 49V51H201V53H202V50ZM259 49H260V51H259ZM27 50V49H26ZM29 50V49H28ZM64 50V49H63ZM74 50V49H73ZM78 50V49H77ZM181 50H184V49H181ZM219 50H220V48H219ZM36 51V50H35ZM56 51V50H55ZM82 51V50H81ZM132 51H133V49H132ZM148 51V50H147ZM199 51V52H200ZM214 51H215V53H214ZM222 51L220 52L221 54H222ZM24 52V51H23ZM30 52V51H29ZM62 53L64 52V51H61ZM60 51H59V54L61 53ZM67 52L65 53L64 52V56H65V54L67 55ZM68 52V53H69ZM151 52H153V51H151ZM177 52V51H176ZM199 52H198V54H199ZM208 52V53H207ZM264 52V51H263ZM262 52V53H263ZM34 53V52H33ZM40 53V52H39ZM38 53V54H39ZM57 53V52H56ZM78 53V52H77ZM84 53V52H83ZM187 52H185V54H186ZM194 53H197V51L196 52H194ZM200 53V54H201ZM19 54V55H18ZM29 54V53H28ZM27 54V55H28ZM43 54V53H42ZM46 54V53H45ZM78 54H80L79 55V57L77 58V59H83V57H84V55L82 56L81 55V53L79 52ZM78 54H77V56H78ZM110 54H111V52H110ZM114 54V53H113ZM185 54H184V56H185ZM188 54V53H187ZM198 54H194V55H198ZM31 55V54H30ZM30 55H28L27 57H28V59L27 58H25V60H26V62H28V60L30 61ZM41 55V54H40ZM58 55V54H57ZM74 55V54H73ZM93 55V56H94ZM115 55H116V53H115ZM206 55V56H207ZM209 55L207 56V57H209ZM32 56V55H31ZM69 56V55H68ZM67 56V57H68ZM137 56V55H136ZM183 56V57H184ZM231 56V57H230ZM22 57V56H21ZM121 57V58H120ZM124 57H126L125 59H123ZM226 57V58H225ZM230 57V58H229ZM58 58H60V56L58 57ZM57 58V59H58ZM70 58V57H69ZM86 57H85V60L87 59ZM92 58V57H91ZM158 58V57H157ZM172 58V59H173ZM190 58H192V59H190ZM33 59V58H32ZM71 59V58H70ZM69 59V60H70ZM89 60H90V58H88ZM111 59V58H110ZM137 59V58H136ZM4 60V59H3ZM2 60V61H3ZM18 60V59H17ZM34 60V59H33ZM38 60V59H37ZM61 60V59H60ZM68 60V61H69ZM84 60V59H83ZM138 60V59H137ZM156 60V59H155ZM171 60V59H170ZM209 60V61H210ZM263 60H264V58H263ZM6 61V60H5ZM8 61V60H7ZM12 61V60H11ZM19 62L21 61L20 59L18 60ZM24 61V60H23ZM45 61H46V58H45ZM63 61V60H62ZM65 61V60H64ZM66 61H67V59H66ZM65 61V62H66ZM93 61V60H92ZM97 61V60H96ZM93 62L92 63V65L91 64H89V66H91L92 67V69H97V67H95L96 65H95V63H97V62ZM105 61V62H106ZM109 61V60H108ZM113 61V60H112ZM111 61V62H112ZM114 61V62H115ZM117 61V62H118ZM139 61V60H138ZM207 62H208V60H206ZM1 62V61H0ZM22 62V61H21ZM35 62V61H34ZM60 62V61H59ZM152 62V61H151ZM2 63V62H1ZM3 63H4V65H6L5 63L6 62H4L3 61ZM11 63H14V62H11ZM30 63V62H29ZM78 63V62H77ZM87 63V62H86ZM99 64H100V62H98ZM106 63H109V62H106ZM126 63L127 62H125V64L124 65H126ZM149 63V62H148ZM208 63H211V62H208ZM220 63V62H219ZM7 64H8V62H7ZM42 64V63H41ZM60 64H61V62H60ZM117 64H119V63H117ZM122 63H120L119 64V66L121 65ZM128 64V63H127ZM29 65V64H28ZM59 65V64H58ZM63 65V64H62ZM61 65V66H62ZM98 65V64H97ZM101 65V64H100ZM102 65H105V63H103ZM115 65V64H114ZM1 66V65H0ZM27 66V65H26ZM37 66V65H36ZM36 66L34 65V64H31L30 65V68H29V70H30V73H31V75H35V74H37V75H35V77L36 76H38V71L37 70H39V69H37L36 68ZM42 66V65H41ZM57 66V65H56ZM64 66V65H63ZM130 65H128V67H129ZM132 66H130L129 68H132ZM205 66V68H203ZM100 67H102V66H100ZM121 67H124L123 66V64H122V66ZM120 67V68H121ZM150 67V66H149ZM260 67H262V69L260 68ZM5 68V67H4ZM9 68V67H8ZM62 68V67H61ZM119 68V69H120ZM125 68V67H124ZM123 68V69H124ZM136 68V67H135ZM235 68H237L239 71H238V73H236V71H233V69L235 70ZM91 69V68H90ZM98 69H99V67H98ZM101 69V68H100ZM117 69V68H116ZM126 69V68H125ZM211 68H209V70H210ZM25 70V69H24ZM113 70V69H112ZM118 70V69H117ZM247 70L249 71L248 73H247ZM250 70H252V69H250ZM259 70V71H260ZM3 71V70H2ZM6 71H8V70H6ZM26 71V70H25ZM121 71V70H120ZM126 71V70H125ZM128 71H130L129 69H128ZM128 71H127V73H128ZM132 71H134V70H132ZM131 71V72H132ZM206 71V72H205ZM255 71V70H254ZM254 71H251V72H254ZM260 71V72H261ZM24 72V71H23ZM29 72V71H28ZM141 72V71H140ZM209 72V71H208ZM250 72V73H251ZM260 72H259V74H260ZM5 73V72H4ZM8 72H6V74H7ZM26 73V72H25ZM25 73H24V75H25ZM19 74V73H18ZM23 73H21V75H22ZM112 74V73H111ZM131 74V73H130ZM130 74H128V75H130ZM138 74V73H137ZM109 75H110V73H109ZM119 75V74H118ZM133 75V74H132ZM132 75H131V78H132ZM0 76H2L1 75V73H0ZM5 76V75H4ZM10 76V75H9ZM28 76V75H27ZM30 76V75H29ZM48 76V75H47ZM77 76V75H76ZM3 77V76H2ZM14 77V76H13ZM15 77H17V76H15ZM22 77V76H21ZM23 77H25L26 78V76H23ZM32 77V76H31ZM41 77V76H40ZM110 77V76H109ZM126 77H127V75H126ZM248 77V78H247ZM19 78V77H18ZM17 78V80H18V85L20 86H17L19 89H18V91L20 90V91H22V93L24 94V96H21L22 95V93L21 92H19V93H21V95H19L18 93V95L21 97V101H22V103L20 104L19 102V105H17L18 106V111H19V113L21 114V115H24L26 118H24V119H28L30 122H34L35 121V118H36V116L38 115L37 114V109L35 110L34 108H33V105L35 104V102H37V101H35L34 102V97H32L33 99H32V102H34V104L33 103H31V101H30V98L31 97H29V96H27V94H28V89H27V87H29L30 85H29V83H28V85L29 86H27L26 87V85H25V82H19V79ZM39 78V77H38ZM37 78V79H38ZM88 78H89V76H88ZM107 78V77H106ZM118 78H119V76H118ZM130 78V77H129ZM23 78H21V80H22ZM32 79V78H31ZM49 79V78H48ZM62 79V78H61ZM149 79V78H148ZM219 80L218 82H220V84L219 83H217L216 82V80ZM259 79V78H258ZM264 79V78H263ZM2 80H3V78H2ZM1 80V81H2ZM5 80V79H4ZM12 80V79H11ZM15 80V79H14ZM27 80V79H26ZM30 80V79H29ZM128 80V79H127ZM0 81V82H1ZM5 81H7L8 82V80H5ZM5 81H3V82H5ZM16 81V80H15ZM36 81V80H35ZM159 81H162V80H159ZM259 81V80H258ZM262 81V80H261ZM10 82V81H9ZM28 82V81H27ZM34 82V81H33ZM32 82V83H33ZM87 82V81H86ZM91 82V81H90ZM165 82V80L163 81V83ZM216 82V83H215ZM11 83V82H10ZM36 84H37V82H35ZM39 83V82H38ZM49 83V82H48ZM54 83V82H53ZM95 83V82H94ZM120 83L122 84V87H121V85H120ZM145 83V82H144ZM160 83V82H159ZM261 83H264V82H261ZM2 84V83H1ZM7 84H9V83H7ZM13 84V83H12ZM11 84V85H12ZM14 84H16L17 85V83L15 82ZM106 84V83H105ZM124 84H125V82H124ZM152 84V83H151ZM168 84V83H167ZM217 84V85H216ZM3 85V84H2ZM6 85V84H5ZM34 85V84H33ZM38 85V84H37ZM165 85V84H164ZM263 85V84H262ZM4 86V85H3ZM88 86V85H87ZM133 86H135L134 84H133ZM0 87H2V86H0ZM8 87V86H7ZM11 87V86H10ZM10 87H9V89H10ZM16 86H15V88H17ZM31 87V86H30ZM37 87V86H36ZM35 87V88H36ZM105 87V86H104ZM144 87V86H143ZM151 87V86H150ZM150 87H149V90H150ZM223 87H226V94L228 95V93H229V95H230V92H228L229 90L228 89H231V90H233L232 92L235 94V96L234 97H236V98H233V101H230V102H225L224 100H221V97H217L216 99V102H217V106H216V108H214V106H212V109H209L210 108V106H208L205 102H203V103H205L209 108H206V110L203 108V107H205V105L204 104H202V103H200L201 102V100L203 99L204 100V98H202V96H200V98L198 97V95L199 94H201L200 92H202V94L204 93L205 95L207 94V93H209V98L211 99V96H210V94H211V92L212 91H214V90H211V89H216L215 91H217L218 89H221V88H223ZM134 88V87H133ZM256 88V87H255ZM1 89V88H0ZM4 89V88H3ZM6 89V88H5ZM8 89V88H7ZM12 89H14V87L13 88H11V90ZM88 89V88H87ZM91 89V88H90ZM89 89V90H90ZM94 89V88H93ZM257 89V88H256ZM17 90V89H16ZM27 90V91H26ZM47 90V89H46ZM77 90V89H76ZM95 90V89H94ZM163 90H165V89H163ZM162 90V91H163ZM253 90H254V88H253ZM253 90H252V94L254 93V92H256V91H254L253 92ZM259 90V89H258ZM264 90V89H263ZM13 91V90H12ZM12 91H11V93H12ZM35 91V90H34ZM143 91V90H142ZM146 91H147V88H146ZM153 91H154V89H153ZM153 91H151V92H153ZM204 91V92H203ZM206 91V92H205ZM14 92H15V94H16V91H15V89H14ZM26 92H27V94H26ZM134 92V91H133ZM144 92V91H143ZM219 92H220V90H219ZM7 93H10V91H8ZM6 93V94H7ZM10 93V94H11ZM45 93V92H44ZM48 93V92H47ZM197 93V94H196ZM215 93V92H214ZM224 93H225V91H224ZM15 94H14V96H15ZM105 94V93H104ZM130 94V93H129ZM138 94V93H137ZM143 94V93H142ZM146 94V93H145ZM197 96H196V95ZM216 94V93H215ZM232 94V93H231ZM256 94V93H255ZM259 94V93H258ZM262 94V93H261ZM12 96H13V94H11ZM29 95V94H28ZM33 95V94H32ZM48 95V94H47ZM131 95H132V93H131ZM162 95V94H161ZM160 95V96H161ZM208 95V94H207ZM207 95L205 96L206 98H207ZM214 95V94H213ZM5 96H7V95H5ZM11 97V98H8L7 99V104L9 105L10 103H11V101H12V98H13V103H14V98L15 97ZM54 96V95H53ZM52 96V97H53ZM141 96V95H140ZM230 96H232V95H230ZM72 97V96H71ZM103 97H104V95H103ZM196 97H198L199 98V101L200 102H198L197 101V99H196ZM204 97V96H203ZM226 97V96H225ZM19 98V97H18ZM40 98V97H39ZM55 98V97H54ZM53 98V99H54ZM68 98V101L70 100V101H72V102H75V103H77L78 101H76V100H71V99H69V97H67ZM67 98H64V100L62 101V99L60 100L59 98H57L56 97V102H55V100H54V103H56L57 105L59 104L60 106L59 107H63V106H66L67 107V105H71V103L69 104L68 103V101H67ZM140 98V97H139ZM143 99H141L142 101H143V104H146L145 103V97H144V94H143V97H142ZM206 99V101L207 102H209V100L210 99ZM258 98V97H257ZM5 99V98H4ZM92 99V98H91ZM152 99V98H151ZM228 99V98H227ZM231 99V98H230ZM260 99H262V97H260ZM67 101V104H66V101ZM79 100V99H78ZM140 100V99H139ZM140 100V101H141ZM154 100V99H153ZM158 100V99H157ZM213 100V99H212ZM212 100H210L211 102H212ZM221 100V101H220ZM232 100V99H231ZM16 101H18V99L16 100ZM20 101V100H19ZM39 101V100H38ZM41 101V100H40ZM161 101V100H160ZM159 101V102H160ZM198 103H197V102ZM215 101V100H214ZM213 101V102H214ZM258 101V100H257ZM256 101V102H257ZM264 101V100H263ZM5 102V101H4ZM255 102V103H256ZM51 103V102H50ZM215 103V102H214ZM214 103H212V104H214ZM260 104H261V101L259 102ZM5 104V103H4ZM6 104V105H7ZM17 104V103H16ZM16 104L14 105V106H16ZM66 104V105H65ZM78 104H80V103H78ZM78 104H75V105H78ZM211 104V105H212ZM2 105V104H1ZM0 105V108L2 107ZM11 105V107H12V104H10ZM10 105L8 106V107H10ZM74 107H75V105H74V103L72 104ZM71 105V106H72ZM140 105V104H139ZM142 105V104H141ZM147 105V104H146ZM202 105H204V106H202ZM257 105V104H256ZM31 106H32V109H31ZM69 107V108H67V109H65V110H63V112H66L67 110H68V112H67V114H66V121H67V123H68V125L69 126H71V127H73V126H77V128L78 127H80V123H82V121H85L86 119L84 118V116H86L88 113H90V112H87V114L86 115H82V114H84V113H80L79 111H82L83 112V108H77L76 109V107H75V109L74 108H72V107ZM136 106V105H135ZM259 106V105H258ZM4 107V106H3ZM8 107H4V108H8ZM65 107V108H66ZM150 107L151 106H147L146 108H144L145 110L147 109V111H148V113L146 112V114H149V115H151V113H149V109H150ZM262 107V106H261ZM261 107H259V109L261 108ZM13 109H16L15 107H12ZM64 108V107H63ZM62 108V109H63ZM134 108V109H133ZM141 108V107H140ZM152 108V107H151ZM214 108V109H213ZM263 108V107H262ZM12 109V110H13ZM8 110V109H7ZM11 110V109H10ZM42 110H43V113H44V115H45V117H44V122H47V123H50V124H56L58 121H59V112H57V111H55V109H54V107L53 106H51V105H49V104H47V105H44L43 106V108H42ZM79 110V111H78ZM128 110V109H127ZM152 110V109H151ZM4 111V110H3ZM139 111V110H138ZM153 111V110H152ZM152 111H150V112H152ZM14 112H16V111H14ZM14 112H13V114H14ZM40 112V111H39ZM136 112H137V110H136ZM141 112V111H140ZM139 112V113H140ZM221 112H225L224 114H222ZM7 114H8V112H6ZM6 113L4 114V115H6ZM153 113V112H152ZM1 114H3V113H0V115ZM10 114H12V113H10ZM19 114V116H21ZM65 114V113H64ZM92 114V113H91ZM138 114V113H137ZM209 114V115H208ZM17 115V114H16ZM140 115V114H139ZM149 115H148V117H149ZM162 115H163V117H162ZM7 116V115H6ZM6 116L4 117V118H6ZM12 116L13 115H11V116H8V117H10L12 120H14L13 118H12ZM43 116V115H42ZM88 117H89V115H87ZM138 116V115H137ZM157 116V117H156ZM3 117V115L1 116V118ZM7 117V119L6 120H8L9 118ZM17 117V116H16ZM23 117V116H22ZM146 116H144V118H145ZM259 117H261L260 119V121H259ZM17 118H19V117H17ZM21 118V117H20ZM91 118V117H90ZM137 118V117H136ZM143 118V119H144ZM3 119V118H2ZM83 119H85V120H83ZM126 119V118H125ZM143 119H141L140 120V122L143 120ZM148 119V118H147ZM11 120V121H12ZM16 120V119H15ZM21 120V119H20ZM41 121H42V119H40ZM152 120H154V118L152 119ZM157 120H159V122H157L156 123V121ZM163 120V121H162ZM222 120H225V122H227L229 125H230V127L232 126L233 128H234V134H236L234 137H237L239 140H244V141H247L249 144H250V148H249V150L247 151L246 150V147L247 146H245V148H244V150L243 149H236V148H233L232 146H231V144H233V142L230 144V143H227L226 141H224L226 138H225V136H223L222 137V139H224V140H221V143H219V145H217L216 147L214 146H211L212 144H214V143H211V145L209 146L208 145V143H209V141H208V143L207 142H203V140H202V138H201V140H200V138L197 136L198 134H200V133H202V132H204V131H206L205 133H207L208 132V134L210 135H214V131H216V133H219V134H221V133H225L227 130V127H229V125L226 127V128H223V124H224V121H222ZM18 120H16L15 122H17ZM23 121V120H22ZM88 121V120H87ZM90 121V120H89ZM144 121V120H143ZM8 122H9V120H8ZM43 122V121H42ZM42 122H40V124L42 123ZM19 123H21L20 121H19ZM46 123V124H47ZM223 123V124H222ZM10 124H12V123H10ZM17 125H18V122L16 123ZM40 124L38 125V127H40ZM45 124V125H46ZM16 125V126H17ZM42 125H44V123H42ZM41 125V126H42ZM73 125V126H72ZM14 126V124L12 125V127ZM20 125H18V127H19ZM117 126V125H116ZM153 126V125H152ZM226 126V125H225ZM74 127V128H75ZM149 127V126H148ZM13 128H15V126L13 127ZM41 128V127H40ZM40 128H38V129H40ZM113 128H115V127H113ZM153 128V127H152ZM232 128V129H233ZM17 129V128H16ZM225 129V130H224ZM229 129V128H228ZM261 129V128H260ZM21 130V129H20ZM48 130V129H47ZM13 131H15V130H13ZM33 131V130H32ZM31 131V132H32ZM24 132V131H23ZM173 132V133H172ZM228 132V131H227ZM256 132H257V134H259V135H257L256 134ZM103 133V134H102ZM42 134V133H41ZM112 134V133H111ZM204 134V133H203ZM202 134V135H203ZM228 134V133H227ZM227 134L225 133V135L227 136ZM173 136V135H176V136H178V141H177V143H176V147L175 148H173L174 150H172L171 151V148L170 147H168V144L170 143V145L172 144L171 143V141H169L170 140V138H169V140L167 139V137H170V136ZM201 135V136H202ZM222 135V134H221ZM224 135V134H223ZM233 135V134H232ZM255 135V136H254ZM256 135L257 136H259L258 138L256 137ZM13 136V135H12ZM200 136V137H201ZM254 136V137H253ZM50 137V136H49ZM138 137V138H137ZM204 137V136H203ZM212 137V136H211ZM233 137V136H232ZM251 137H252V139H251ZM256 137V138H255ZM147 138H148V141H147ZM228 138V137H227ZM253 138H255V140L253 139ZM229 139V138H228ZM232 139V138H231ZM230 139V140H231ZM236 139V138H235ZM263 139V141H264V138H262ZM261 139V140H262ZM50 140V139H49ZM167 140L169 141V143L167 142ZM230 140H227L228 142L230 141ZM233 140V139H232ZM254 140V141H253ZM47 141V140H46ZM173 141H174V139H173ZM172 141V142H173ZM219 141V140H218ZM218 141H217V144H218ZM236 141V140H235ZM259 141V140H258ZM48 142V141H47ZM47 142H45L44 143V145H43V150H42V153L38 156V158L36 159V156H34V152H32V151H25V152H23L22 151V153H21V155H20V157H22L21 158V160H19L18 161V163L15 165V166H17V167H20V166H25L26 164H28V165H34L35 166V168H36V170H42L44 167H52V164H50V163H47V161H46V159H45V156H46V150L48 149V144H47ZM150 142H152L153 144H156V146L155 145H153V146H155V151H154V156L156 157L157 156V158H158V162L154 165V167L153 166H149V168L145 165V163H142V165H145V166H142L141 168L139 167V169L135 166V159L137 158L136 157V154L137 153H141L142 155L145 153L144 151H146V149L145 148H147V145H148V143H150ZM51 143V142H50ZM124 143V144H123ZM138 143V142H137ZM174 143V142H173ZM235 144H236V142H234ZM242 143V142H241ZM259 143V144H260ZM234 144V145H235ZM238 144V143H237ZM244 144H245V142H244ZM259 144H257V145H259ZM5 145V144H4ZM215 145H216V143H215ZM239 145H241L240 143H239ZM238 145V146H239ZM243 145V144H242ZM248 145V144H247ZM7 146V145H6ZM133 146H136V145H133ZM255 147H257L256 145H254ZM254 146L252 147L253 148V150L255 151V149H254ZM5 147V146H4ZM2 147V146H0V170H10V169H8L7 168V166H11L10 164H8L7 162H9L10 160H12V155H10L12 152H14L13 150H12V152L10 153V151H11V149L10 148H8V146L7 147ZM149 147V146H148ZM10 149V151L8 150V149ZM12 148V147H11ZM27 148V147H26ZM132 148V147H131ZM239 148H242V146L240 147L239 146ZM261 148V149H260ZM133 150L135 149V148H132ZM248 149V148H247ZM56 150H59V148L58 149H56ZM56 150H54V151H56ZM148 150V149H147ZM246 150V151H245ZM258 150V149H257ZM256 150V151H257ZM54 151H53V154H54ZM148 151H150V150H148ZM148 151H146V153H148ZM2 152H4V154L2 155L1 153ZM62 155L63 156H67L68 157V155H66V152H65V150L63 149L62 151ZM71 152V151H70ZM148 154H150V152L148 153ZM146 155V154H145ZM152 155V154H151ZM144 156V155H143ZM148 156V155H147ZM146 156V157H147ZM249 156V157H248ZM69 157H71V156H69ZM35 159V160H33V159ZM52 158H53V160L55 161V163H58V164H63V163H59V162H57L56 160H55V158H54V156H52ZM148 158H150V157H148ZM129 160L130 162L129 163H126V160ZM146 159V158H145ZM147 160V159H146ZM172 160V161H173ZM143 161V160H142ZM148 161H149V159H148ZM163 161V162H162ZM113 163H114V160L112 161ZM169 162V161H168ZM171 162V161H170ZM163 163V164H162ZM166 163V164H165ZM172 163V162H171ZM58 164H54V168L53 169H57V168H62V167H59V165ZM174 164V163H173ZM175 164V166H177ZM170 165V164H169ZM182 166V165H181ZM208 166V165H207ZM213 166V165H212ZM211 166V167H212ZM136 167V168H135ZM152 167V168H151ZM179 167V166H178ZM177 167V169H179ZM102 168V167H101ZM207 168V167H206ZM210 168V167H209ZM262 168V169H261ZM187 169V168H186ZM212 169V168H211ZM168 170V169H167ZM183 171H185L184 169H182ZM207 170V169H206ZM163 171L164 170H162V173H163ZM180 171H181V169H180ZM203 171H204V169H203ZM256 171V170H255ZM258 171V172H259ZM152 172V171H151ZM170 172V171H169ZM172 172V171H171ZM170 172V173H171ZM186 172V171H185ZM231 172V173H230ZM130 173V172H129ZM160 173H161V171H160ZM162 173H161V175H162ZM179 173V172H178ZM184 173V172H183ZM183 173H182V175H183ZM203 173V172H202ZM260 174V176H259V178H260V183L262 184V185H264V171H262V172H259ZM3 172L1 171V175L0 176H3ZM153 174V173H152ZM158 175H159V173H157ZM172 174V173H171ZM170 174V175H171ZM148 175V174H147ZM146 175V176H147ZM151 175V174H150ZM155 175V174H154ZM165 175V174H164ZM174 175V174H173ZM185 175V174H184ZM149 176V175H148ZM177 176H179V174L177 175ZM231 176H233V178H234V175H231ZM238 176V175H237ZM11 177V176H10ZM102 177V178H101ZM140 178H141V176H139ZM150 177V176H149ZM157 177V176H156ZM173 177V176H172ZM180 177V176H179ZM186 177H188V176H186ZM15 179H16V176L14 177ZM144 178V177H143ZM147 178V177H146ZM151 178V177H150ZM153 178V177H152ZM237 178V177H236ZM183 179H185V178H183ZM182 179V180H183ZM190 179V178H189ZM193 179V178H192ZM17 180V179H16ZM141 181H142V178L140 179ZM146 180V179H145ZM152 180V179H151ZM156 180H159V178L158 179H156ZM168 180H169V178H168ZM167 180V181H168ZM181 180V181H182ZM188 179H185V181L186 182H188L187 181ZM214 180V181H215ZM236 180V179H235ZM148 181V180H147ZM169 181H171V180H169ZM179 181V179L177 180V182ZM184 181V180H183ZM213 181V180H212ZM251 181V182H250ZM145 182V181H144ZM157 182V181H156ZM172 182V181H171ZM211 182V181H210ZM235 182V181H234ZM0 183H3L4 185H6V192H10L11 191V189L12 188H14L10 183H4V182H0ZM181 183V182H180ZM179 183V184H180ZM192 183V182H191ZM217 183V184H218ZM38 183H37V181L36 180H32L30 183H29V185H25L24 187H25V189L23 188V190H21V191H23V192H25V193H29V194H35L34 192L36 191V190H38V185H37ZM105 184V183H104ZM208 184V183H207ZM211 184V183H210ZM209 184V185H210ZM219 184L217 185V190H215V191H218V186H219ZM222 184V183H221ZM229 184V183H228ZM253 184V183H252ZM261 184H260V186H261ZM49 185V184H48ZM47 185V186H48ZM188 185V184H187ZM203 185V184H202ZM216 185V184H215ZM214 185V186H215ZM231 185H233L234 186V184H232L231 183ZM237 185V184H236ZM160 186V185H159ZM165 186V185H164ZM224 186V185H223ZM229 186V189H231L230 188V185H228ZM232 186V187H233ZM151 187H153V186H151ZM212 187V186H211ZM216 187V186H215ZM215 187H214V189H215ZM235 187V186H234ZM259 187V186H258ZM162 188H163V186H162ZM190 188V187H189ZM213 188V187H212ZM220 188V187H219ZM223 188V187H222ZM221 188V189H222ZM224 188H226V187H224ZM15 189V188H14ZM213 189V190H214ZM227 189H228V187H227ZM4 190V189H3ZM10 190V191H9ZM49 190H50V188H49ZM162 190V189H161ZM164 190H167L166 188H164ZM186 190V189H185ZM204 190V189H203ZM213 190H211V191H213ZM225 190V189H224ZM224 190H223V192H222V190L220 191V193H217L219 196H223V197H225L226 199H227V201H228V199L230 198L231 199V197L233 196V197H235L236 195H230V197L228 198L227 197V195L229 196V194H227V192L225 191L224 192ZM59 191V190H58ZM100 191L101 192H103L104 191V189L103 188H100ZM208 191V190H207ZM236 191V190H235ZM234 191V192H235ZM2 192H5V191H2ZM16 192V191H15ZM166 192V191H165ZM164 192V193H165ZM192 191H191V189H190V193H191ZM232 192H233V190H232ZM232 192H230V193H232ZM17 193V192H16ZM84 193H86V194H84ZM161 193V192H160ZM166 193H168V192H166ZM237 193V192H236ZM10 194V193H9ZM8 194V195H9ZM216 194V193H215ZM216 194V195H217ZM244 194V193H243ZM143 195V199H144V209H143V214H148V210L149 209H151L152 211L151 212H149V214H151V213H155V215H157V213H159V216H161L160 218L158 217V219H156V223L155 224H157L158 225V229H159V231H158V233H154L150 228L148 229L147 227H144V226H142V225H140L139 227H141L140 229H137L136 228V226L134 227V226H130V225H126V224H124L122 221H121V216H118V218L117 219H109V218H102V219H100V218H95L94 216L93 217H91L90 215H89V217L87 218V216L88 215H86V213L84 214L83 212H80L79 214H82V215H85V216H82L83 218L84 217H86V219H83V220H81V223L83 224V225H80L81 226V228H83V229H81V230H84V229H86L85 231L88 233H90V235L92 236V240H93V242L95 243V244H97L96 246H97V249H96V246H93V247H95V249L93 248V250L91 249L92 247V245H95V244H92L91 243V245H88V247H87V249L85 250V248H83L85 251H84V254L82 253V256H81V254L80 253H78L77 254V252L75 251V250H73V252H75L76 254H77V256H78V261H74V260H72L71 258H70V254H69V256H68V258L71 260V263L72 264H80L81 263V261H82V257L83 258H85L84 260H86L87 262H88V264H99L100 263V261L97 263V261L98 260H96L97 259V255L96 254H98V255H101L100 253H99V251H100V249H99V251H98V248L102 245V244H106V245H104V246H106V247H103V248H105L103 251H102V254H103V257H101V259L102 260H104V262L106 263V264H109V263H112V264H197V263H194V261H192V259H191V257L189 258L188 256H187V252L188 251H184V249H187V244H183V243H181V241H179L178 239H179V237H175V236H173L172 234H169V233H166L165 232V226H166V224L168 225V222H171V220L173 219L174 220V217L176 216L174 213L175 212H173V207L169 204V203H166V204H163L162 202H160V201H158V202H156V203H152V202H150V200H148V198L146 197L147 196V194H142ZM212 194H210V196H211ZM255 195V194H254ZM212 196H215L214 195V193H213V195ZM238 196H240V195H238ZM8 197V196H7ZM170 197V196H169ZM168 197V198H169ZM201 197V196H200ZM206 197V196H205ZM36 198H38L37 196H36ZM207 198V197H206ZM252 198V197H251ZM189 202H192V199H193V193H192V195H189ZM223 199V198H222ZM226 199H225V201H226ZM229 199V200H230ZM237 199V198H236ZM240 199V198H239ZM186 200V199H185ZM205 200V199H204ZM218 200V199H217ZM248 200V199H247ZM255 200V199H254ZM258 200V199H257ZM166 201H167V199H166ZM207 201V200H206ZM209 201V200H208ZM236 201V200H235ZM242 201V200H241ZM241 201H240V203H241ZM261 201H262V199H261ZM199 202V201H198ZM210 202V201H209ZM238 202V201H237ZM243 202V201H242ZM250 202L252 203V205L254 204L255 205V203H253V200L251 199L250 200ZM249 202V203H250ZM258 202V201H257ZM262 202H264V200L262 201ZM174 203V202H173ZM228 203H229V201H228ZM244 203H247L246 201H244ZM251 203H250V205H251ZM209 204V203H208ZM212 204V203H211ZM258 204V203H257ZM261 204V203H260ZM264 204V203H263ZM83 205L81 206L82 207V209H83ZM230 205V204H229ZM243 205V204H242ZM248 205V204H247ZM246 205V208H245V210L247 209L248 210V206ZM175 206V205H174ZM262 206V205H261ZM260 206V207H261ZM243 207H245V204L243 205ZM252 207V206H251ZM254 207H256V206H253V208ZM205 210L206 209H208V208H210L207 204L205 205ZM221 208V207H220ZM238 208V207H237ZM253 208H251L250 210H252ZM219 209V208H218ZM256 209V208H255ZM258 209V208H257ZM256 209V210H257ZM261 209V208H260ZM263 209V210H262ZM261 209V211H260V214L262 213V211H263V213H264V208H262ZM190 210V209H189ZM210 210H211V208H210ZM216 210V209H215ZM225 210V209H224ZM245 210H243V211H245ZM218 211H220V210H218ZM253 211H255V210H253ZM253 211H249V213L251 212H253ZM213 212V211H212ZM211 211L210 212H204V214L203 215H201V214H199L198 216H197V218H195L196 219V233L197 234H199L200 236H198L196 239H199V238H201V237H203V239H204V241H205V243L204 244H202V245H200V246H195L194 245V237H192V240H191V243H192V247L195 249H200V251H203L204 253L203 254H205V252L207 253V250L206 249H208L211 245H210V240L208 241L207 240V238L209 237L208 235H207V233H204V228L205 227H207V226H209V228L211 229V227H212V229H214L215 231H212V234L210 235V236H214V237H217V239H218V237L221 239V240H223L222 238H224V236H226V235H229V234H232V233H235L236 232V230H234V228L236 229V225H232V226H230V230H228V232H227V230L225 231V229L224 228H221V223L223 222L221 219L219 220V219H217L216 218V216L214 215V213L215 212H213L212 213ZM246 212H248V211H246ZM220 213V212H219ZM248 213V214H249ZM255 213V212H254ZM262 213V214H263ZM34 214V213H33ZM217 214V213H216ZM245 214V213H244ZM247 214V213H246ZM247 214V215H248ZM262 214H261V216H262ZM34 215H36V213L34 214ZM220 215V214H219ZM251 215V214H250ZM254 216H256V215H258L257 213L256 214H253ZM252 215V216H253ZM264 215V214H263ZM141 216V215H140ZM150 216V215H149ZM196 216V215H195ZM246 216V215H245ZM260 216V217H261ZM137 217V216H136ZM147 217V216H146ZM229 217V216H228ZM246 217H248V216H246ZM250 217V216H249ZM263 217V216H262ZM132 218V217H131ZM140 218H143L142 216L140 217ZM145 218V217H144ZM224 218V217H223ZM222 218V219H223ZM253 218V217H252ZM258 218V217H257ZM232 218H230V220H231ZM86 220V221H85ZM133 220V219H132ZM137 220V219H136ZM176 220V219H175ZM193 220V219H192ZM259 220V219H258ZM260 220H261V218H260ZM262 220H263V218H262ZM261 220V221H262ZM134 221V220H133ZM138 221V220H137ZM254 221H256V220H254ZM86 222V223H85ZM135 222V221H134ZM12 225H13V228H16V226L18 225L17 224V222L15 221V220H12ZM172 223V222H171ZM176 223V222H175ZM135 223H133V225H134ZM178 225H180V224H178ZM101 226H103V227H101ZM105 226V227H104ZM169 226V225H168ZM194 226V225H193ZM211 226V227H210ZM138 227V226H137ZM171 227V226H170ZM195 227V226H194ZM259 227V226H258ZM12 228V229H13ZM103 228V229H102ZM227 228V229H228ZM264 229V220H263V222H262V225H261V227L260 228H258V229ZM22 229H24V230H29V226H27V225H24L23 226V228ZM155 229V228H154ZM206 229H208V228H206ZM205 229V230H206ZM238 229V228H237ZM16 230V229H15ZM80 230V231H81ZM210 231V230H209ZM220 231V232H219ZM85 232V234H87ZM169 232H171V231H169ZM174 232V231H173ZM183 232V231H182ZM206 232V231H205ZM84 233V232H83ZM82 233V234H83ZM196 233L194 232V235L195 236H197L196 235ZM214 233V234H213ZM82 234H80V235H82ZM209 234V233H208ZM226 234V235H225ZM243 234V233H242ZM78 236V235H77ZM77 236H76V240H78V238H77ZM86 236V235H85ZM90 236V237H91ZM208 236V237H207ZM229 236H231V235H229ZM251 237V236H250ZM83 238V237H82ZM178 238V239H177ZM212 238V237H211ZM236 238V237H235ZM134 239H141L142 241H139V242H137V243H135L134 242ZM209 239H210V237H209ZM236 239H238V238H236ZM89 240H91V239H89ZM181 240V239H180ZM185 241V240H184ZM186 241H188L189 242V244H191L190 243V241L189 240H187L186 239ZM76 242V241H75ZM212 242H213V239H212ZM233 242V241H232ZM255 242H256V239H255ZM254 242V243H255ZM260 241H258V244H260L259 243ZM187 243V242H186ZM229 243H231V242H229ZM257 243V242H256ZM246 244V243H245ZM100 245V246H99ZM187 245V246H186ZM194 245V246H193ZM225 245V244H224ZM236 245V244H235ZM257 245V244H256ZM91 248H90V247ZM99 246V247H98ZM103 246V245H102ZM230 246V245H229ZM234 246V245H233ZM257 246H259V245H257ZM86 247V246H85ZM191 247V246H190ZM189 247V248H190ZM217 247V246H216ZM238 247V246H237ZM252 247V246H251ZM256 247V246H255ZM223 248V247H222ZM232 248V247H231ZM260 250H261V252H260V250H259V252L261 253L260 254V257H258V259H257V264H264V244L263 243H261L260 244ZM23 249V248H22ZM247 249V248H246ZM250 249V248H249ZM258 249V248H257ZM14 250V249H13ZM97 250V253L95 254L94 252ZM101 250H102V248H101ZM188 250V249H187ZM226 250V249H225ZM236 250V249H235ZM251 250V249H250ZM252 251V250H251ZM61 252V251H60ZM253 252V251H252ZM252 254H254V253H252ZM251 254V255H252ZM256 255V254H255ZM259 255V254H258ZM18 256V255H17ZM102 256V255H101ZM191 256V255H190ZM200 257V256H199ZM237 257V256H236ZM240 257V256H239ZM206 258V257H205ZM201 259V258H200ZM210 259V258H209ZM217 260H219V258H217ZM96 261V262H95ZM201 261H203V263L204 264H206V261L207 260H205V259H203V257H202V259H201ZM201 261L199 262L200 264H203V263H201ZM209 261V260H208ZM207 261V263H209ZM221 261H224V260H221ZM43 262V261H42ZM41 262V259H36V264H44V263H46V262H44V263H42ZM62 262V261H61ZM85 262V261H84ZM86 262V263H87ZM102 262L103 261H101V263L100 264H102ZM103 262V263H104ZM219 262V261H218ZM66 263V262H65ZM104 263V264H105ZM220 263H222V262H220ZM225 263H226V260H225ZM228 263V262H227ZM231 263V262H230ZM82 264V263H81ZM212 264V263H211Z\"/></svg>", "mask_w": 264, "mask_h": 264}, {"label": "built area", "instance_id": "built-area-1", "mask_svg": "<svg viewBox=\"0 0 264 264\" xmlns=\"http://www.w3.org/2000/svg\"><path fill=\"white\" fill-rule=\"evenodd\" d=\"M91 53L93 56V51ZM63 149L54 151L53 156L59 163H68L62 155L61 151ZM103 189V192L100 191V188L96 190L94 201H92L96 208V215L99 218L117 219L118 216H121V221L127 223L132 213L143 214L144 199L137 183L123 184L111 179L108 180ZM151 214L155 215V213ZM122 217L124 220H122ZM70 258L78 261V256L73 251L70 253Z\"/></svg>", "mask_w": 264, "mask_h": 264}]
</instances>
